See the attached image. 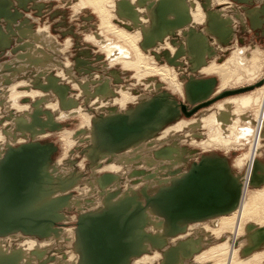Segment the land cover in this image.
<instances>
[{
    "label": "bare ground",
    "instance_id": "obj_1",
    "mask_svg": "<svg viewBox=\"0 0 264 264\" xmlns=\"http://www.w3.org/2000/svg\"><path fill=\"white\" fill-rule=\"evenodd\" d=\"M110 1L83 0L80 2V5H82V8L83 5L92 6L94 11L97 12L96 15L100 16L102 19L101 22L98 17L99 22H101L102 29H104L105 32L110 33V35L113 34L118 38L117 41V38L113 37L116 39H114V43L112 39H107L110 37L99 38V36L96 35L98 37L97 42H99V45L108 52L107 59L113 60V62L117 61L115 62L116 64H119L125 70H130L134 73L132 75L135 77L133 85L131 83V86L128 85L123 87L119 85V87H115V85L113 86L112 83L109 84L110 80L108 81L106 79L93 86L90 82L91 80L88 77H86L87 80H85L84 84H80V82H78L72 76V72L69 70V68H66V73L65 71L58 73V78L60 81L63 80L62 78H65L66 81L69 80V82L72 80L71 83L78 87L80 89L81 95H85L87 99L88 96H94L96 99L92 104L94 105V108H96V111H98L97 109L100 110L103 108H116L118 112V108H122L123 110V107L126 106L127 102L133 100L135 103H141V106L135 110L130 109L122 111L123 113H119L123 115L111 113L110 115H115L108 116L107 119H100L94 127H91L89 124L90 121L88 120L92 113L91 115L89 114L90 112L87 113L89 116L82 113L83 115L81 116H83V119L86 123L88 122L90 125L89 128L91 129L89 132H86L85 130L84 132H81L86 134V137H88V141H85H87L90 145L88 149L91 152L89 154L90 158L92 159L93 166V170L92 168L91 170L93 171V174L97 175L94 176V178L88 177L93 178V180L80 185V175L78 173H71V167L68 164H65L66 166L68 165V167H64L63 165L64 169L60 168L61 171H57L59 165H51L52 162L50 163L51 160L49 158L50 153H47L48 148L43 147V149H41L42 147L37 142H35L41 135L38 134L39 131H42L45 127L54 128L52 114L48 113L50 115L45 121L38 118V114H41V109L39 108L40 103H43L44 105L46 102H48L46 98L44 97L42 101L35 103V113L33 112L34 114H32L33 110L29 107V105L21 106L18 104V102L17 104L14 103L15 107L11 105L14 109L10 110V104H12L14 101V99L11 100L10 98H22V96H25L26 94L20 96L21 92H18L16 88L20 84H17L16 82V84L14 83L9 87H2L3 89H6V91H3L2 88H0V118L5 117V121H11V124L9 125L3 124L0 126V232L14 230L12 234L0 236V264L40 263L41 261L45 260L43 258L48 256L49 251L51 254V249L55 248V246L60 247L65 245L67 241L68 244L70 243L69 245L72 248V252H70L71 250L68 249L70 250L68 251L70 253H68V255L66 254V257L63 256V258L55 255L57 257L51 264H134L140 260L143 261V263L144 260H146L145 263L148 264H212L211 262L214 260H212V258H215L216 256H220L222 258L220 260L218 259L219 262L217 260L218 264H235L234 261L237 260L235 257L238 255L236 252L238 249L234 248L235 250L233 249L231 252L228 250L224 253H222L223 251H220L221 253L219 254L217 253L218 249L223 248L224 250L225 246L218 249L216 247L217 250H215L211 244L212 249L210 245L208 252L205 250L204 253L201 252V250L206 248L210 242L214 241V237H217V239L219 237L223 238L227 233V228H232V230H230L231 233L229 232L230 235L228 236V242L237 240L242 235L241 231L243 226L241 227V225L245 221H247V231L245 230V234H249L250 232H254V234H256V232H258L256 231L257 229L264 228V191L259 193L258 190H255L258 193H254L253 191V193L251 191L250 193L247 188L249 187V184L254 183L256 180L257 181L255 183H259L264 178V173L258 172V170L262 168V165L257 158V155L264 151V148L262 149L264 142V87L258 92L254 91L253 93L248 94L252 98L245 99L242 97L243 101L240 103L239 100H241V98H239V100L237 99L238 101H233L239 103V112L237 110L236 112L233 110V113H231L233 105L230 104L231 102L226 103L225 100L221 105L215 103L217 105L210 107V109H204L195 117H193V115L192 118L194 119L192 121H179L174 124L172 123V125L167 127L164 131L161 133L159 132L160 135H152L153 137L148 139L150 133L157 131V129L159 130V128L166 121L171 120L173 117L176 118L180 111L176 103L174 101H170L168 99L169 97L167 98V93H160L156 97V103H153L156 105L152 107L148 104V108L146 109L147 106L143 103H147L150 99V97L148 98L149 95H146L147 89L148 91L150 89L152 91L153 86H151L150 83L156 82L154 89L157 91V93L159 92L158 88L162 86L160 84L166 85L167 83L169 86H174L177 89L173 91H176L177 94L180 93L181 88H178V86L174 83V80H177L176 77L178 75L176 73L174 74V72L171 74V70L167 69V67L166 69L152 67V64H150V61H148L149 59L147 57L145 59V57H143L141 54L143 51H140L139 46L140 44L146 47L153 46L157 49V51H155L157 53L163 51V49H169L172 62L176 63L177 60L175 58L178 55H183L184 58L182 57V60L178 59L179 62L186 59L187 62L190 63L192 70H197L199 68L201 69L202 64L205 63L207 58H212L213 60L215 59L214 57L216 56L217 50L219 49H214V45L209 46V40L213 39L215 41L212 43L221 44L227 41L228 38H231L230 35H232L233 31L235 30L232 28L234 21H236V23L240 22L242 25L245 23L244 19H246V23L249 22L253 29L264 27V0H259L261 5L257 6L255 9L248 7L249 4L255 0ZM110 7H113V9L111 10ZM10 8V3L7 0H0L1 25H4L5 21L8 23L7 25L9 27V23L14 22L15 19L10 17ZM94 11L92 13H94ZM14 13L16 14V12ZM224 15L226 18L223 17ZM117 16L122 17V21L126 24L133 25L135 27V33L133 34L130 32L132 34H127L122 29L114 26V24L111 23V20L112 18H117ZM43 30L45 29L43 28ZM31 31V29L21 28L20 36L27 37L30 35ZM99 34H101V32ZM0 35H3L2 32H0ZM175 37H179L181 42L179 41L180 43L178 44H174V41L171 42V40ZM33 40H37L38 43L40 41L48 46V48L54 50V52L56 50L57 52L61 53L59 50L61 47H58L54 40L51 41L50 38H48L46 32H43L41 28ZM119 40L122 41H120L122 44L118 43ZM24 43L27 44L25 46L29 45L26 41ZM67 43L70 44V41ZM31 44L28 46L27 52L25 54L18 55L20 58L19 61H21L22 64L20 63L19 66H16L17 70L22 72L30 67H33L34 71L36 68L42 69V72H36L37 77H42L45 79V84H41V86L46 90L52 89V91H56L59 98L57 102L59 105L53 106L51 104L52 107L49 106L52 110L50 112L54 114L58 110L67 111V109L74 105V103L76 104V102L73 101L75 98L73 99L71 97L73 100L66 98L67 89L65 87L59 86L60 82L57 78L52 79L50 77L51 70H53L57 64L51 63V61L48 59V54L36 46L35 47L37 49L34 47V49L37 50V52L35 51L36 54L33 51V53H31L30 50L33 49ZM63 50L65 49H62V51ZM37 53L40 55L43 54L42 56L44 59H36L35 56ZM129 53H132L131 55L134 57H132V61L130 59L129 61L123 59L125 62H122V60H120V62L117 59V57L119 58V56H125ZM238 53L234 52L235 57H233L232 63H237L238 65H236L240 66L242 65V60L239 58L240 55ZM255 53L257 54L256 56H260L259 51ZM44 54L47 56H44ZM7 55L5 57H7ZM65 55H67V53ZM151 59L153 60V58H150V60ZM254 60H252V63L258 62L257 59L256 61ZM11 62L9 64H0V71L3 69L8 71L10 67H13ZM153 62L155 63V60ZM232 63H228L227 61L225 64L223 63L222 66H216L213 63H208L209 65L204 67V69L202 68L203 70H201L205 74H220L221 72H225L226 75H230L228 72H230L232 69ZM66 64L68 65V63ZM80 64H83V62ZM45 71H47L49 75H44ZM57 71L55 73H57ZM3 74L9 77L8 73ZM3 74H0V77H4V82L1 81L2 78H0V82L5 83L15 80L13 79L14 76L11 77V79H6V76ZM112 75L115 78L117 77L115 73ZM125 75H127V73ZM198 75L200 74L198 73ZM155 77L160 78L157 80ZM38 79L40 78H37V80ZM50 79L55 82V85L51 84L49 81ZM241 80L243 79L237 78V82H240ZM146 81L148 82L146 83ZM159 81H161V83ZM20 82L21 84H25L22 83V81ZM237 82L236 84H238ZM28 83L25 85L28 86ZM194 83L191 81L190 85L186 88V95L188 97L187 99L191 102H194L193 105L196 103L195 101L212 95L211 87L213 84L211 81L207 83L205 82L201 85H199L198 82V84ZM228 83V78L223 80L221 82L220 90L228 86ZM182 84L184 85V83ZM22 87L23 86H19V88ZM134 87H136L138 91L133 93L131 89H135ZM29 91L31 92V90ZM235 92L225 93L224 96ZM257 93L258 96H254ZM37 94H39V92H31L30 96H32L34 99L36 96H38ZM79 96H77V98ZM144 99L148 101L143 102ZM233 102L232 104H234ZM128 105L130 106V102ZM234 105H236V103ZM129 106H126V108L128 109ZM132 107L134 106H131V108ZM90 108H92V106H90ZM61 111L60 117H65V113L64 115H61L63 114ZM74 111L77 112L78 115L80 114L79 109L78 111L77 109ZM212 116L214 121L211 119ZM67 121L69 122L70 120ZM236 123L238 126L234 127ZM72 124L74 125V123ZM10 126L11 128H8ZM77 129L80 131V128ZM198 129H202L204 131L207 130L206 133H208L209 137L212 139L210 141L208 140L209 142L206 141L208 143L207 147L208 145L210 147H221L227 151L229 148L228 145L232 142L239 143L242 140L243 142L249 144V154H244L246 155L244 159L245 162L243 163L241 160L237 161L236 159L235 165H238H233L236 168L238 166L240 167L237 168V170H241L244 166H246L245 173H243L240 178L233 175L228 165H226L225 162H223L221 159H218L217 157L210 158L211 162H213L215 166L213 169L206 166L205 163L201 168L194 169L191 177H182L181 175L177 178H172L170 184H168L170 178H162V174L164 175V173L167 171L173 172L180 164H184L185 159L188 156V149L183 147L181 144L185 142V139L188 138L187 140L191 142L193 140L189 139V137L192 136V138L198 137L204 139V134L198 133ZM74 130L75 131L73 132L76 133V129ZM55 133L57 134L58 132ZM78 133L79 132H77V134ZM64 134H62V136ZM63 137H65V140L67 139L66 134ZM24 138H33V144L26 146L22 144V147L16 150H10L4 157L2 156V150L6 146L12 147L16 144L22 143L23 141L24 143H28V141L23 140ZM82 139L85 138L83 137ZM82 139L80 140L82 141ZM182 140L184 142H182ZM205 140L206 139H204V142ZM85 141H82V143L86 145ZM72 142L74 145V142L76 141ZM201 142L203 141L201 140ZM134 143L135 145H133ZM193 143H195V141ZM204 145L202 146L204 147ZM236 148L238 149V146ZM236 148L234 150H236ZM45 149H47V151ZM122 149L125 151L118 153L119 150ZM159 149L160 151H157ZM4 150H6V148ZM46 157H48V161ZM85 160L86 159H84V161ZM131 165L137 169H145L143 171L149 172V174L153 175V178L156 177L155 179L157 180L154 182L149 181L146 178L144 181L145 173H143L139 179L141 180L140 184L136 185L134 183V178L132 179V173H135L137 170H135L134 167L129 169L128 166ZM79 166L80 165L77 167ZM183 166L184 165H182V167ZM231 169L233 170L234 168L231 167ZM79 173L81 174V171ZM102 173H105V175L101 178H97ZM135 180H137V178ZM145 182L146 184H144ZM155 183H157L158 186L152 188ZM105 187H108V189H106L108 190L107 194L104 199H102L103 196L99 199L98 195L104 192L103 188ZM135 188L137 191L134 190ZM159 190H165L164 193H166V195H163L164 193L161 191V193H163V197L158 198L155 203H153V205L143 207L144 200L142 196L144 194L146 195V193L150 195L151 191H154V195ZM260 190L261 189H259V191ZM74 192L75 194H73ZM169 196H174V199L172 200L173 209H166L165 212L168 211L169 214L166 213L168 216H164L162 209L165 205H168ZM236 203V210L231 215V217L219 216V214L227 212L228 209H230L232 206H235ZM63 208L78 209L79 211L81 210L80 212H82V214H80L82 217L80 222L82 224V228L80 231L75 232V230H70V228L69 230L62 228L59 229L54 226L53 221L57 218L60 220L62 218L65 219L67 216L69 219L68 213L66 210L64 211ZM84 209H88L90 212L87 216L83 215L85 214L83 212L86 211ZM210 211H214L212 213L218 215L209 217L204 221H194L191 218H199L203 214H206ZM191 227H193V229ZM19 229H22V232L34 234L24 235ZM161 239L164 240V244L162 245H160V243H162ZM247 239L249 238L246 237V240ZM177 242H181L177 249H168L169 247L177 245ZM250 243V240L246 241V245L243 243L242 247L250 246ZM65 246L67 247V245ZM143 252H146V254L144 253L141 256L137 255H140V253ZM204 256H206V261L203 260ZM252 259L254 260L252 264H264V243L260 247L256 248V252H254Z\"/></svg>",
    "mask_w": 264,
    "mask_h": 264
},
{
    "label": "rangeland",
    "instance_id": "obj_2",
    "mask_svg": "<svg viewBox=\"0 0 264 264\" xmlns=\"http://www.w3.org/2000/svg\"><path fill=\"white\" fill-rule=\"evenodd\" d=\"M9 3H10V12H11V16L10 17H13L15 20L14 22L12 23H9L10 26L8 27V23L5 22L4 20V25H1L0 24V32H2L3 35H0V64L3 65V64H9L12 60V66L13 67H10L8 69V71L6 69H3L0 71V74H3V73H8L9 77H7L5 74H3L4 76H6L5 78L7 79H11V77H13V79L15 80H12V81H8V82H4V77H0L2 78L1 81L3 82H0V88H6V87H9L11 85H13L15 82L17 84H20L18 85L16 88H17V91L18 92H21L20 96H22L23 94H26L25 96L23 95L22 98H10L11 100L14 99L13 103L10 104V110L14 109L12 106H14L15 104H20L21 106H25V105H29V107L33 110L32 111V114L35 113L34 111V106H35V103L36 102H40L42 101V99L45 97L46 100L48 102H46L44 105L43 103H40V109H41V114H38L39 115V119L40 120H43L45 121L48 116L50 114H52L53 116V125H54V128L53 127H45L42 131H39V135L40 137L38 138V140H36L35 142H37L43 149V147H46L48 148V151L47 149H45L47 151V153H50V163L51 165H56L58 164V168H57V171H61V169L64 167H68V165L71 167V173H78L80 175V185L81 184H85V182H89V181H92L94 176H96L97 174H93L92 170H93V166H92V159L90 158L89 154L91 153L89 151V147L90 145L88 144V137H86L87 135L86 134H83L82 132H84V130L86 132H89L91 127H94L97 122L100 120V119H107L108 116H112V115H115V114H112L110 115L111 113H116V114H119L120 112L123 113L122 111H125V110H135L137 108H139L141 106V103H135V101L133 99V101H129L130 102V106L128 105L129 102H127L126 106H129V108L127 109L126 106L123 107L124 109L122 110V108H118V112H117V109L116 108H103V109H97L98 111H96V108H94V105L92 104L94 102V100L96 98H94V96H88V99L85 95H81V92H80V89L78 87H76L72 82V80H69L66 81L65 78H62L63 80L60 81V79L58 78V73H61L62 71H65L66 73V68H69V70H71V74L72 76L78 81L80 82V84H84L86 77H88L91 81V84L94 86L96 85L97 83H99L100 81H103V80H110L109 81V84L112 83V85L115 87H119L120 86H128L130 85L131 86V83L133 85V82L135 80V77L132 76L134 73L132 71H128V70H125L124 68L121 67V65L119 64H116L115 62L117 61H114L113 60H110V59H107L108 58V52L106 50H104L100 45H99V42H97V39L99 36V38H107V37H110V38H107V39H112V41H114L115 43V35L108 33V32H105L104 29H102V26H101V17L96 15L97 12L94 11V9L92 8V6H88V5H83V8H82V5H80V2H82L83 0H7ZM86 1V0H85ZM110 1V0H109ZM110 2H114V0H111ZM77 3V4H76ZM259 0H255L253 1L251 4H249L248 7H251L252 9L256 8L257 6L261 5V3ZM79 5V6H78ZM113 6V5H111ZM90 7V8H89ZM245 7V6H243ZM111 8V7H110ZM109 8V9H110ZM246 8V7H245ZM113 9V7L111 8V10ZM49 10V11H48ZM79 10V11H78ZM94 11V13H92ZM16 12V14L14 13ZM48 12V13H47ZM32 15V16H31ZM101 22H99V19ZM223 17L226 18V16L224 15ZM92 20V21H91ZM123 18L120 17V16H117V18H112L111 20V23L114 24V26H116L117 28L119 29H122L125 33L129 34L130 32H132L133 34L135 33V27L133 25H128L126 24L125 22L122 21ZM244 24L241 25V23H236V21H234V25H232L235 30L233 31V34L230 35L231 38H228L227 41L221 43V44H215V43H212L213 41L215 40H209V46H213L214 45V49L216 48L217 50V53H216V56L214 57L215 59L213 60L212 58H207L205 63L202 64V67L201 69L206 66H208L209 64L213 63L214 65L216 66H222L223 63L225 64L227 61L228 63H232V59L234 56V52L238 53L239 51V58L242 60V65L240 66H237L236 64H233L232 69L230 70V72H228L230 75H226L225 72H221L220 74L218 73H212V74H209V73H203V69L201 70L200 68L197 69V70H192L191 69V66H190V63L187 62L186 59H184V61H181L179 62V60H182L184 58L183 55H178L175 59L177 60V62H172L171 59V53L169 52V49H163V51L157 53L155 51H157L156 48H154L153 46H149V47H146V46H142V44H140L139 46V49L140 51H143L141 52V54L143 55V57H146L149 59H147L148 61H150L149 63L152 64V67H159L161 69H169L171 70V74L172 72H174V74L176 73L178 76L176 77V81L174 80V83L178 86V88H181L180 89V93L177 94L176 91H173V90H176L177 88H175L174 86H169L167 83L166 85L165 84H160L162 86H160L158 88V93L157 91H155L154 89V86L156 85V82H153V83H150L152 87V91L151 89L148 91L147 89V94L146 95H149L148 98L150 97L149 101L144 99L143 102L145 101H148L147 103H143L144 105H146V109L148 108V104L149 106H152L154 107L156 104H153V103H156V97L161 93V94H166L167 98L170 100V101H174L176 103V105L178 106L179 108V114L178 116L173 117L171 120H168L166 121L160 128L159 130L157 129V131H153L152 133H150V136L148 137V139L155 135H160V133L162 131H164L167 127H169L170 125H172V123H176V122H179V121H185V122H189L190 120L192 121L196 115H198L200 112H202L204 109L207 110V109H210V107H213L214 105H217V104H223L222 102H225L226 103H230L232 106V112L233 113V110L236 112V110L239 112V103L242 100V97L243 98H252L250 97L248 94L250 93H253L254 91H260L263 87H264V27L263 28H258V29H253L250 25V23H246V19H244ZM98 24V25H97ZM8 27V29H7ZM21 28H25V29H31V33L30 35H28L27 37L23 36L21 37L20 36V29ZM40 28L43 32H46L48 38H50V40H54L55 44L58 46V47H61L62 49H65L62 51L61 48H59L60 52H57L55 50H52L51 48H48V46H46L44 43L40 42L38 43L37 40H33V38L38 34V32L40 31ZM43 28L46 30H43ZM98 28V29H97ZM202 28V27H201ZM39 29V31H38ZM127 32H126V31ZM201 30V29H200ZM87 33H85V32ZM97 31V32H96ZM104 31V32H103ZM134 31V32H133ZM37 32V34H36ZM101 32V34H99ZM41 33V32H40ZM80 33V34H79ZM84 33V34H83ZM130 33V34H132ZM35 34V35H34ZM97 35V36H96ZM107 35V36H106ZM229 36V37H230ZM65 37V38H64ZM93 37V38H92ZM115 37V38H113ZM233 37V38H232ZM23 38V39H22ZM88 40H87V39ZM178 38V40H177ZM22 39V40H21ZM81 39V40H80ZM86 39V40H84ZM93 41H91V40ZM115 39V40H114ZM39 40V39H38ZM51 40V41H52ZM77 40V41H76ZM95 40V41H94ZM27 42L30 46V44L32 45L33 49H31V53H35V51L37 52V48H40L43 52H46V54H48V59L51 61V63L53 64H57L56 67H54L53 70H51L50 72V77L53 79V78H57L58 81L60 82L59 83V86L61 87H65L67 89V94H66V98H69L70 100H73L74 98V102H76V104L74 103V105H72L69 109L66 110H60L63 114L61 115H64L65 113V117L61 116L60 117V111H56L54 114L51 113L50 111H52L50 109V107H52V105H59L57 102L59 100L58 98V95L56 93V91H52V89L50 90H46L44 89L41 84H45L44 81L45 79H43L42 77H37V73L36 72H42V69H39V68H36V70L34 71L33 67L31 68H27L26 70L24 71H20V70H17L16 66H19L20 63L22 64L19 58V54H25L27 52V49H28V46H25L27 45L26 43L24 42ZM66 41V43H65ZM70 41V44L67 43ZM117 41H118V38H117ZM121 40H119V44H122L120 42ZM174 41V44L175 43H180L181 42V39L179 37H175L174 39L171 40V42ZM180 41V42H179ZM37 42V43H35ZM67 45H65V44ZM35 44V45H34ZM43 44V45H42ZM64 44V45H63ZM117 44V43H116ZM173 44V45H174ZM37 48H36V47ZM42 46V47H41ZM46 46V47H44ZM86 46V47H85ZM35 47V49H34ZM64 47V48H63ZM71 47V48H70ZM46 48V49H45ZM143 48V49H142ZM222 48V49H220ZM101 49V50H100ZM146 49V50H145ZM224 50V51H223ZM236 50V51H235ZM260 52V56H256L257 54L255 52L257 51ZM33 51V52H32ZM65 51V52H64ZM69 51V53H68ZM77 51V52H76ZM97 51V52H96ZM167 51V52H166ZM9 52V53H8ZM67 53V55L63 54V53ZM107 53V54H106ZM150 53V54H148ZM8 54V55H7ZM10 54V55H9ZM36 54V53H35ZM70 54V55H69ZM132 53H129L128 55H125V56H119V58L117 57V59L120 61L122 60V62H125L124 60L126 61H129V59L132 61V59L134 58L133 55H131ZM159 54V55H158ZM228 54V55H227ZM254 54V55H252ZM262 54V56H261ZM7 55V57H5ZM43 55V54H42ZM38 54L35 56L36 59H44L43 56ZM63 55V56H61ZM69 55V56H68ZM131 55V56H129ZM151 55V56H150ZM44 56H47L44 54ZM79 56V57H78ZM92 56V57H91ZM94 56V57H93ZM127 56V57H126ZM158 56V57H157ZM2 57V58H1ZM64 57V59H63ZM133 57V58H132ZM160 57V58H159ZM183 57V58H182ZM219 57V58H218ZM255 60H254V58ZM13 58V59H12ZM55 60H54V59ZM62 58V59H61ZM66 58V59H65ZM150 58H153V60ZM186 58V57H185ZM217 58V59H216ZM57 59V60H56ZM77 59V60H76ZM93 59V60H92ZM105 59V60H104ZM107 59V60H106ZM124 59V60H123ZM128 59V60H127ZM170 59V60H169ZM179 59V60H178ZM256 61V59L258 60V62L256 63H252L253 61ZM16 60V61H15ZM68 60V61H67ZM155 60V63L153 62ZM230 60V62H229ZM15 61V62H14ZM171 61V62H170ZM186 61V62H185ZM214 61V62H213ZM7 62V63H6ZM14 62V63H13ZM58 62V63H57ZM61 62V63H60ZM81 62H83V64H80ZM91 62V63H90ZM95 62V63H93ZM107 62V63H106ZM112 62V63H111ZM121 62V61H120ZM64 63V64H62ZM68 63V65L66 64ZM70 63V64H69ZM114 63V64H113ZM148 63V64H149ZM161 63V64H160ZM171 63V64H170ZM185 63V64H184ZM209 63V64H208ZM255 64V65H254ZM63 65V66H62ZM80 65V66H79ZM154 65V66H153ZM253 65V66H252ZM150 66V65H149ZM161 66V67H160ZM230 66V64H229ZM71 67V68H70ZM75 67V68H74ZM238 67V68H236ZM62 68V69H61ZM81 68V69H80ZM116 68V69H115ZM174 68V69H173ZM179 68V69H178ZM187 68V69H186ZM240 68V69H239ZM253 68V69H252ZM14 69V70H13ZM77 69V70H76ZM97 69V71H96ZM173 69V70H172ZM235 69V70H234ZM239 69V70H238ZM251 69V70H250ZM256 69V70H255ZM59 72H58V71ZM188 70V71H186ZM57 71V73H55ZM127 71V72H126ZM178 71V72H177ZM186 71V72H185ZM199 71V72H198ZM253 71V72H252ZM125 72V73H124ZM188 72V73H187ZM252 72V74H251ZM16 73V74H15ZM25 73V75H24ZM44 73V72H43ZM80 73V74H79ZM116 74V78L112 75V74ZM127 73V75H125ZM191 73V74H190ZM198 73L200 75H198ZM203 73V74H202ZM234 75H233V74ZM239 73V74H238ZM14 74V75H12ZM102 74V75H101ZM224 74V75H223ZM44 75H49V73L47 71H45ZM54 75V76H53ZM57 77H56V76ZM91 75V76H90ZM122 75V76H121ZM189 75V76H188ZM195 75V76H194ZM232 75V76H231ZM237 75V77H236ZM252 75V76H251ZM255 75V76H254ZM40 78L37 80V78ZM63 76V75H62ZM102 76V78H101ZM199 76V78H198ZM230 76V77H229ZM241 76V77H240ZM100 77V78H99ZM124 79H123V78ZM128 77V78H127ZM133 77V78H131ZM201 77V78H200ZM234 77V78H233ZM254 77V78H253ZM104 78V79H103ZM151 78V77H150ZM160 77H155V79L159 80ZM221 78V79H220ZM229 79V83H228V86H226L225 88H223L222 90L221 89V82L223 80H226V79ZM231 78V80H230ZM237 78H242L243 80H241L240 82H237ZM29 79V80H28ZM68 79V78H67ZM83 79V80H81ZM117 79V80H115ZM130 79V80H128ZM179 79V80H178ZM236 79V81H235ZM37 80V82H36ZM42 80V82H41ZM93 80V81H92ZM121 82H120V81ZM151 80V79H150ZM184 80V81H183ZM196 80V82H195ZM246 80V81H245ZM22 83H25L27 85L28 83V86H26L25 84H21ZM27 81V82H26ZM51 82V84H54L55 85V82L53 80H49ZM98 81V82H97ZM125 81V82H124ZM129 83H128V82ZM143 81V80H142ZM142 81H141V84H142ZM183 81V82H181ZM192 81V83H196L199 85L203 84V83H207L209 81H211L213 84H212V87H211V94L212 95H209L208 97L206 98H203V99H200V100H197L195 101L196 103L193 105L194 102H191L189 101L187 98V95H186V88L190 85V82ZM200 81V82H199ZM203 81V82H202ZM205 81V82H204ZM235 81V82H234ZM41 82V83H40ZM148 81H146L147 83ZM158 82V81H157ZM161 83V81H159ZM198 82V83H197ZM236 82L238 84H236ZM12 83V84H11ZM15 83V84H16ZM47 83V82H46ZM126 83V84H125ZM145 83V82H144ZM178 83V84H177ZM184 83V85L182 84ZM194 83V84H195ZM118 86H117V85ZM123 84V85H122ZM234 84V85H233ZM25 85V86H24ZM64 85V86H63ZM138 85V84H137ZM165 85V86H164ZM233 85V87H232ZM19 86H23L22 88H19ZM167 86V87H166ZM169 86V88H168ZM181 86V87H180ZM2 90L6 91V89H3ZM113 89H115L114 87H112ZM135 89H131L132 92L134 93L135 91H138V89H136V87H134ZM79 89V90H78ZM167 89V90H166ZM184 89V90H183ZM29 90H31V92H34V93H38L37 94L38 96H36V98H32V96H30V91L28 92ZM41 90V91H40ZM219 90V91H218ZM43 91V92H42ZM162 91V92H161ZM170 91V92H169ZM183 91V92H182ZM237 91V92H235ZM1 92V91H0ZM8 92V91H7ZM6 92V93H7ZM52 93V94H48V93ZM77 92V93H76ZM154 92V93H152ZM228 92H235V93H232V94H229L227 96H224L225 93H228ZM73 93V94H72ZM79 93H80V96H79ZM214 93V95H213ZM28 94V95H27ZM42 94V95H41ZM49 96H48V95ZM145 94V93H143ZM171 94V95H170ZM175 94V95H174ZM41 95V96H40ZM45 95V96H44ZM180 95V96H179ZM185 95V96H184ZM74 96V97H73ZM77 96H79L77 98ZM135 96H138V95H135ZM173 98H172V97ZM254 96H258V93L255 94ZM27 97V98H26ZM39 97V98H38ZM73 99H72V98ZM82 97V98H81ZM211 97V98H210ZM87 100H86V99ZM90 98H91V101H90ZM239 98H241V100H239ZM16 99V100H15ZM79 99V101H78ZM81 99V100H80ZM174 99V100H173ZM232 99V100H231ZM235 99V100H233ZM239 100V103L238 102H233V101H238ZM244 99V100H245ZM53 100V101H52ZM229 100V101H227ZM231 100V101H230ZM252 100V99H251ZM55 101V102H54ZM80 102V103H79ZM83 102V103H82ZM87 102V104H86ZM189 102V104H188ZM191 102V103H190ZM232 102L236 105L238 103V105H234L232 104ZM15 103V104H14ZM48 103V104H47ZM57 103V104H56ZM85 103V104H84ZM91 103V104H89ZM151 103V104H150ZM217 103V104H215ZM224 103V104H226ZM23 104V105H22ZM50 104V105H49ZM52 104V105H51ZM78 104V106H77ZM83 104V105H82ZM12 105V106H11ZM86 105V107H85ZM112 105V104H111ZM110 105V106H111ZM114 105V104H113ZM50 106V107H49ZM89 106V107H88ZM90 106H92V108H90ZM115 106V105H114ZM113 106V107H114ZM131 106H134L131 108ZM15 107V106H14ZM46 107V108H45ZM74 107L75 109H78L80 110V114L78 115L77 112H75L74 110ZM186 107V108H185ZM58 108V107H57ZM56 108V109H57ZM55 109V110H56ZM121 109V110H119ZM54 110V111H55ZM104 110V111H103ZM82 111H85V112H82ZM96 111V112H95ZM101 111V112H100ZM34 112V113H33ZM71 112V113H70ZM75 112V113H74ZM90 112V113H89ZM95 112V113H94ZM100 114H99V113ZM108 112V113H107ZM216 112H219V111H216ZM50 113V114H48ZM70 113V114H69ZM77 113V114H76ZM82 113H84V115H87L89 116V114L92 115L90 116L91 117V120H90V117H89V121H90V125L88 124V122L86 123L83 119V115ZM89 113V114H87ZM197 113V114H196ZM37 114V113H36ZM48 114V115H47ZM68 114V115H66ZM75 114V115H74ZM99 114V115H97ZM107 116H106V115ZM43 115V116H42ZM77 115V116H76ZM104 115V116H102ZM119 115H123V114H119ZM45 116V117H44ZM56 116V117H55ZM59 116V117H58ZM68 116V117H67ZM71 116V117H70ZM73 116V118H72ZM93 116V117H92ZM95 116V117H94ZM63 117V118H62ZM67 117V118H66ZM60 118V119H59ZM62 118V119H61ZM66 118V119H65ZM70 118V119H69ZM77 118V119H76ZM96 120H95V119ZM72 119V120H71ZM179 119V120H178ZM182 119V120H181ZM210 119V118H209ZM211 119H213V116L211 117ZM210 119V121H211ZM5 117H1L0 118V126H2L3 124H6V125H9L11 124V121H5ZM28 120V119H27ZM66 120V121H65ZM67 120H70L69 122ZM78 120V121H77ZM95 120V121H94ZM178 120V121H177ZM30 121V120H28ZM209 121V122H210ZM214 121V119H213ZM10 122V123H9ZM65 122V123H64ZM71 122V123H70ZM76 122V123H75ZM83 122V123H82ZM96 122V123H95ZM61 123V124H59ZM64 123V124H62ZM68 123V124H67ZM70 123V124H69ZM74 123V125L72 124ZM83 125H81V124ZM57 124V125H56ZM77 126H76V125ZM79 124V125H78ZM188 124H191V123H188ZM81 125V127H80ZM88 125V126H87ZM215 125V124H214ZM64 126V127H63ZM67 126V127H65ZM237 123L234 125V127H237ZM63 127V128H61ZM80 128L78 131L77 128ZM8 128H11L8 127ZM7 128V129H8ZM47 128V129H46ZM53 128V129H52ZM84 128V129H83ZM89 130H88V129ZM74 129H76V133H74L73 131H75ZM57 130V131H56ZM65 132H64V131ZM52 131V133H51ZM72 131V133H71ZM82 131V132H81ZM204 133H203V132ZM1 132V131H0ZM48 132V134H47ZM54 132V133H53ZM55 132H58L61 136L62 134H66L67 135V139L69 140H65L63 136H65V134L61 137L58 133V135L55 133ZM64 132V133H63ZM67 132V133H66ZM77 132H81L83 134L78 133ZM160 132V133H159ZM198 133H202L204 134V139L205 142H204V139L202 138H198V137H195V138H192V137H189V139H192L193 141H188L187 139H183L181 145H183V147L187 148L188 151H187V154L188 156L186 157L185 159V162L184 164H180L177 169L173 172H169L167 171L166 173H164V175L162 174V178L165 179H169L168 181V184L171 183V180L172 178H177L179 176L182 175V177H191L192 176V172H194L193 170L196 169V168H201L203 164H205L206 166L210 167L211 169H213L215 166H214V163L211 162L210 158H215L217 157L218 159H221L223 162L226 163V165H228V167L230 168L231 172L233 173V175L237 176L238 178H240L243 173H245V170H246V166H242L243 168L241 170H237V168H240L239 166L236 168L234 166H237L235 165L236 163V159L237 161L241 160L243 163L245 162V156L244 154H249V144L248 143H245L243 142L242 140L239 142V143H234L232 142L231 144L228 145V150L226 151L224 148L222 149L221 147H215V146H209L207 147V142L206 141H210L212 140L208 133L207 130H202V129H198L197 131ZM45 133V134H44ZM44 134V135H43ZM53 136H52V135ZM72 134V135H71ZM207 134V135H206ZM38 135V136H39ZM71 135V136H70ZM76 137H75V136ZM78 135V137H77ZM80 135V136H79ZM153 135V136H152ZM207 137H206V136ZM42 136V137H41ZM59 136V137H58ZM69 136V137H68ZM61 137V139H60ZM72 137H75V138H72ZM85 138V139H82V138ZM72 138V139H71ZM82 139V141L84 142L85 140V143H82V141L80 139ZM198 140H197V139ZM78 142H77V140ZM28 141L24 143V141ZM22 141V143H19V144H16L15 146H12V147H5L6 150H2V156L4 157L10 150H16L20 147H22L23 145L26 146V145H29V144H33L34 140L33 138H24ZM63 140V141H61ZM71 140V141H70ZM187 140V141H186ZM201 140L203 142H201ZM68 141V142H67ZM72 141H76L74 142V145H73V142ZM195 141V143H193ZM201 144H200V142ZM208 141V142H209ZM63 142V144H62ZM263 142V141H262ZM261 142V143H262ZM56 143V144H54ZM60 143V144H59ZM68 143V144H67ZM69 143H70V146H69ZM72 143V144H71ZM80 143V144H79ZM190 143V144H189ZM200 145H199V144ZM205 143V145H204ZM23 144V145H22ZM65 144V145H64ZM80 146H79V145ZM235 144V145H233ZM243 144V145H242ZM135 145V143L133 144ZM202 145H204V147H207V148H204ZM232 145V147H231ZM263 145H264V142H263ZM262 145V149L264 148V146ZM63 146H67V147H63ZM72 146V147H71ZM79 146V147H78ZM85 146V147H83ZM200 146V147H199ZM238 146V149L236 148ZM14 147V148H13ZM63 147V148H62ZM69 147V148H68ZM74 147V148H73ZM203 147V148H201ZM213 147V148H212ZM215 147V148H214ZM236 150H234L235 148ZM65 148H66V152H65ZM68 148V149H67ZM77 148V150H76ZM80 148V149H79ZM193 148V150H192ZM218 148V149H217ZM233 150H232V149ZM64 149V150H63ZM70 149V150H69ZM72 149V150H71ZM76 151H75V150ZM88 149V150H87ZM220 149V150H219ZM192 150V151H191ZM264 150V149H263ZM5 151V152H3ZM62 151V152H61ZM64 151V152H63ZM69 151V152H68ZM72 151V152H71ZM75 151V152H74ZM79 153H78V152ZM125 151L124 149L122 150H119L118 153H121ZM157 151H160L157 150ZM60 152H61V155H60ZM89 152V153H88ZM52 153V154H51ZM75 153V154H73ZM158 153V152H157ZM85 154V155H84ZM214 154V155H213ZM60 155V156H59ZM64 155V156H63ZM73 155V156H72ZM75 155V156H74ZM65 156H68V157H65ZM78 156V157H77ZM191 156V157H190ZM244 156V157H243ZM55 157V158H54ZM63 157V158H62ZM76 157V158H75ZM85 157V158H83ZM193 157V158H192ZM47 158V161L49 160L48 157ZM57 158V159H56ZM242 158V159H241ZM257 158H258V161L261 163L262 165V168L260 170H258V172H262L264 173V151L261 152V154H258L257 155ZM56 162H55V160ZM68 159H71V160H68ZM76 159V160H75ZM84 159H86L84 161ZM89 159V160H88ZM260 159V160H259ZM54 160V161H52ZM63 160V161H61ZM82 161V162H81ZM188 161V162H186ZM58 162V163H57ZM55 163V164H54ZM74 163V164H73ZM80 163V164H79ZM234 163V164H233ZM65 164H68L67 166ZM64 165V167H63ZM76 165V166H75ZM78 165H80L79 167H77ZM182 165H184L182 167ZM232 165V166H231ZM234 165V166H233ZM62 166V167H61ZM90 168H89V167ZM92 166V167H91ZM186 166V167H185ZM84 167V168H82ZM129 169L130 168H133L134 166L131 165V166H128ZM139 167V166H138ZM185 167V168H184ZM234 168L233 170L231 169ZM61 168V169H60ZM82 168V169H81ZM92 168V170H91ZM245 168V169H244ZM79 169V170H78ZM135 170V173L133 172L132 173V179L134 178V183L137 185L140 184L141 180L140 179V176L145 173V178H144V181L146 180V178L149 180V181H156L157 179L153 178L152 176L153 175H150L149 172H145L143 170L145 169H137L136 167H134ZM263 169V170H262ZM75 170V171H74ZM90 170H91V173H90ZM140 170V171H139ZM181 170V172H180ZM185 170V171H184ZM81 171V174L79 173ZM84 171V172H83ZM184 171V172H182ZM238 174H237V173ZM241 172V173H240ZM87 175H86V174ZM178 174V176H177ZM105 173L99 175L97 178H101L102 176H104ZM173 175V176H172ZM175 175V176H174ZM149 176V177H148ZM167 176V177H166ZM88 177H93V178H87ZM152 177V178H151ZM165 177V178H164ZM137 178V180H135ZM138 181V182H136ZM163 181V180H162ZM257 181V180H256ZM255 181V182H256ZM251 183L249 184V187L248 188V191L250 192H256L258 190L259 193H262L261 191H264V178L261 182L259 183ZM146 184V182L144 183ZM180 184V183H179ZM155 185V186H154ZM152 188L158 186L157 183H155ZM122 187V186H121ZM104 192L103 193H100L98 195V198L100 199L102 196V199L105 198L106 194H107V191L106 189H108V187H105L103 188ZM259 189H261L259 191ZM135 191H137V189L135 188L134 189ZM163 190V189H162ZM161 190V191H162ZM256 190V191H255ZM161 191H157L156 194L153 195L154 191H151L150 195H148L146 193V195L144 194L142 197H143V200H144V206H148V205H153V203H155V201L160 198V197H163V195H166V193H164V191H162L163 193H161ZM147 192V191H146ZM250 192V193H251ZM252 192V193H253ZM256 192V193H258ZM75 194V192L73 193ZM163 194V195H162ZM248 194V192H247ZM153 195V196H152ZM168 195V193H167ZM249 197V196H248ZM101 199V200H102ZM174 199V196H169L168 198V205H165L162 209V213L165 215H167L166 213L169 214V212H165L166 209H173V206H172V200ZM236 206H237V203L235 206H232L230 209H228L227 212H223L221 214H219V216H226V217H231V215L234 213V211L236 210ZM75 208V207H74ZM63 210L68 213V217L69 219L66 218H62L59 220V218H57L56 220L53 221L54 223V226L56 228H59V229H68L70 228V230H75V232H78L81 230L82 228V224H81V214L82 212H80L78 209H66V208H63ZM77 210V211H75ZM86 210V211H84ZM83 215L87 216L90 212L88 211V209H84ZM71 212V213H70ZM214 211H210L206 214H203L201 217L199 218H196V217H191L194 221H200V220H206L207 218L209 217H213V216H216L218 214H214L212 213ZM81 213V214H80ZM77 214V215H76ZM75 215V216H74ZM79 215V216H78ZM74 216V217H72ZM168 216V215H167ZM72 217V219H71ZM71 219V220H70ZM76 219V221H75ZM69 222H68V221ZM165 220V219H164ZM168 220V219H167ZM65 221V222H64ZM72 221V222H70ZM244 228H243V227ZM64 227V228H63ZM242 231H241V235L237 240H233L232 242H228V236L230 235L229 232L231 233L230 230H232V228H227V233L224 235V237H219L217 239V237H214V241L210 242L206 248H203L201 250V252H204L205 253V250L208 252L209 251V246L212 244L213 247L215 248V250H217L218 248L220 247H224V250L223 248L221 249H218V252L217 253H224L225 251H228L231 252L234 248L235 249H240L239 251L237 250L236 252L238 253V255L235 257L237 260H235V264H252L253 263V254L254 252H256V248L260 247L263 243H264V228H260V229H257L256 231V234H254V232H250L249 234H245V232L247 231V221H245L242 225ZM20 228V227H19ZM193 229V227H191ZM190 228V229H191ZM21 230V233H23L24 235H29V234H34V233H28V232H22V229H19ZM246 230V231H245ZM216 231V230H215ZM14 232V230H8V231H3V232H0V236H5V235H8V234H12ZM215 235V234H214ZM166 236V235H165ZM39 237V236H38ZM36 237V238H38ZM167 237V236H166ZM246 237L249 238L246 240ZM40 238V237H39ZM38 238V239H39ZM73 238H74V235H73ZM41 239V238H40ZM245 239V240H244ZM162 240V239H161ZM250 240V246H243V243L244 245H246V241H249ZM222 241V242H221ZM241 241H245V242H241ZM162 243H160V245L164 244V240L161 241ZM239 242H241L240 244H238ZM178 244L177 245H174L172 247H169L168 249L172 248H178V245L181 243V242H177ZM224 245H222V244ZM70 244V243H69ZM68 244V241L65 243V245H67V247L65 245H62L60 247H57L55 246V248L51 249V254H50V251L48 253V256L46 258H43L45 260L41 261L40 263H37V264H51L55 261V258L57 256H60L63 258L66 257V254L68 255V253L72 252V248L71 246ZM221 244V245H220ZM212 245H211V249H212ZM228 247H227V246ZM240 246V248H239ZM57 247V248H56ZM217 247V249H216ZM238 247V248H237ZM243 249H242V248ZM60 248V249H59ZM63 248V249H61ZM227 248V249H226ZM55 249V250H54ZM70 249V250H68ZM167 249V250H168ZM234 249V250H235ZM64 250V252H63ZM214 250V251H215ZM55 251V252H54ZM58 251V252H57ZM70 251V252H68ZM221 251V252H220ZM66 252V253H65ZM200 252V254H201ZM206 252V254H207ZM146 254V252H143V253H140L137 254L138 256H141L142 254ZM216 253V254H217ZM203 254V253H202ZM231 254V253H230ZM240 254V255H239ZM57 255V256H55ZM252 255V256H251ZM158 257V255H157ZM206 256H204L205 258ZM218 257V258H216ZM215 258L213 257L212 260L213 262H211L212 264H218L219 260L222 259L220 256H216ZM146 258V257H145ZM159 258V257H158ZM203 260L206 261V258ZM216 259V260H215ZM219 259V260H218ZM211 260V261H212ZM218 260V262H217ZM144 264L146 262V260H144V263L143 261H138L134 264ZM215 262V263H214ZM222 263V262H221ZM261 263V262H259ZM145 264H148V263H145ZM206 264V263H204Z\"/></svg>",
    "mask_w": 264,
    "mask_h": 264
}]
</instances>
